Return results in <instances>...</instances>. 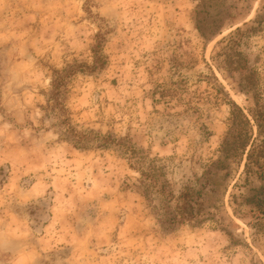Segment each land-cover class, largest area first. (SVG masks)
Instances as JSON below:
<instances>
[{"label": "rangeland", "instance_id": "obj_1", "mask_svg": "<svg viewBox=\"0 0 264 264\" xmlns=\"http://www.w3.org/2000/svg\"><path fill=\"white\" fill-rule=\"evenodd\" d=\"M205 1L0 0V264H264L250 200L264 179L245 157L226 160L225 193L205 194L197 220L169 218L223 159L230 102L264 101V20L238 48L250 91L214 49L264 1ZM100 38L106 63L91 69Z\"/></svg>", "mask_w": 264, "mask_h": 264}, {"label": "trees", "instance_id": "obj_2", "mask_svg": "<svg viewBox=\"0 0 264 264\" xmlns=\"http://www.w3.org/2000/svg\"><path fill=\"white\" fill-rule=\"evenodd\" d=\"M204 3L206 1L202 0V4ZM263 20L264 17L257 13L254 19L251 20L252 25L245 23L242 26L235 27L234 30L219 39L214 45V49H218L216 55L222 58L225 70L231 77L236 73L239 75L238 86L245 92L253 88L255 79L254 74H252L253 70L247 65L246 57L238 48L246 34H253L259 31ZM101 44L102 38L91 49L93 53L91 69L100 68L106 63ZM65 75L66 73L55 72L51 80L52 91L50 96L58 105L60 104L59 97L64 85ZM245 110L246 112L234 101L230 102L229 131L219 147L223 159L211 160L206 165V171L202 176L203 181L197 190L185 187L183 191L173 198V213L169 217L171 222L189 223L197 220L203 204L201 202L203 201L202 197L205 194L214 196L216 200L222 198L228 186L226 182V177L228 176L226 160L229 158L240 156L242 160L245 157L243 173L245 175L255 173L258 178L264 179V101L260 102L256 98L253 100V105L246 107ZM254 127L256 135L253 137ZM254 168L257 170L254 171ZM139 173L142 177L140 187L145 194L150 193V188L157 186L154 173L145 172L143 169H139ZM239 186V182L233 185L234 188H239ZM170 195L172 196V194ZM236 198L235 193L231 194L233 202H236ZM247 199L244 198V200ZM250 200H255L258 210L264 213V194L262 196L253 195ZM258 220H256V224Z\"/></svg>", "mask_w": 264, "mask_h": 264}]
</instances>
